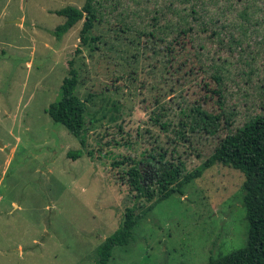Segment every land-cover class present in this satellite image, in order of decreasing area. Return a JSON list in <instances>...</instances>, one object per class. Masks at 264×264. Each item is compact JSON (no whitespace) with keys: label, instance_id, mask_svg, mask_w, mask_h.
<instances>
[{"label":"rangeland","instance_id":"374dc122","mask_svg":"<svg viewBox=\"0 0 264 264\" xmlns=\"http://www.w3.org/2000/svg\"><path fill=\"white\" fill-rule=\"evenodd\" d=\"M86 1L0 0V264H94L127 208L150 204L128 185L132 162L165 153L188 173L264 110V0H221L233 22L243 10L253 18L250 39L232 50L200 32L178 43L150 36L173 16L169 0H101L98 40L82 42L83 21L59 36L66 18L57 11ZM217 50L224 108L209 69ZM71 60L77 92L89 97L86 145L48 112ZM124 157L132 160L113 165ZM243 182L241 171L216 164L183 195L143 208L111 264H209L245 246Z\"/></svg>","mask_w":264,"mask_h":264},{"label":"trees","instance_id":"16d2710c","mask_svg":"<svg viewBox=\"0 0 264 264\" xmlns=\"http://www.w3.org/2000/svg\"><path fill=\"white\" fill-rule=\"evenodd\" d=\"M221 0H169L168 10L173 15L164 26H154L152 37H158L164 42L172 37V42H181L183 38L192 37V33L200 32L212 38L219 46L241 47L249 38L253 18L247 10L239 14L240 21L228 18L226 11L220 7ZM101 0H87L82 7L66 6L57 11L66 21L57 28V34L62 36L83 21L81 40L84 44H91L98 40L92 35L97 19L101 14ZM232 4V3H231ZM233 9V5H230ZM259 21H255L257 25ZM170 42V41H169ZM173 46L168 50L172 51ZM212 76L217 83L212 92L218 93L221 107L224 101L225 68L221 63L226 62L219 55V50L211 54ZM72 68L63 80L62 96L58 101L50 104L48 112L52 119L65 126L75 135L82 145H86L87 112L89 97L82 98L78 92L80 72L70 61ZM224 115L227 126L231 125L233 111L225 108ZM75 158L80 152H73ZM131 157L113 162L115 167L126 164ZM144 162L146 167H142ZM216 164L233 167L244 175L242 185V203L246 209L248 220V236L245 246L219 256L212 255L209 264H264V110L249 119L235 132L228 133L222 138L214 152L207 160L194 170L184 173L185 165L182 161L166 159V154L159 156L150 153L142 160L132 162L125 172L130 189L143 197L150 204L128 207L122 226L97 247V257L94 264H111L116 247H125L134 238L141 218L156 204L175 193L184 194L185 187L203 176L204 172ZM124 176V175H123ZM122 176V177H123ZM140 208V209H139ZM139 209V210H138Z\"/></svg>","mask_w":264,"mask_h":264}]
</instances>
